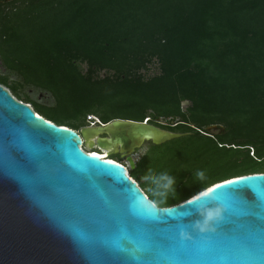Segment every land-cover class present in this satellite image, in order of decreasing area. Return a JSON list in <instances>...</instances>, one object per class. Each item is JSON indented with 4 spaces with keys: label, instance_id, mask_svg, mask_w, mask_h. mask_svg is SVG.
I'll return each mask as SVG.
<instances>
[{
    "label": "trees",
    "instance_id": "trees-1",
    "mask_svg": "<svg viewBox=\"0 0 264 264\" xmlns=\"http://www.w3.org/2000/svg\"><path fill=\"white\" fill-rule=\"evenodd\" d=\"M0 57V84L57 125L78 131L95 115L185 133L148 141L130 172L154 203L145 175L176 177L177 194L158 207L264 173V0H0ZM155 62L160 72L145 78Z\"/></svg>",
    "mask_w": 264,
    "mask_h": 264
},
{
    "label": "snow or ice",
    "instance_id": "snow-or-ice-1",
    "mask_svg": "<svg viewBox=\"0 0 264 264\" xmlns=\"http://www.w3.org/2000/svg\"><path fill=\"white\" fill-rule=\"evenodd\" d=\"M0 118L7 134L4 176L25 187L70 236L86 264H98L109 258L128 264H154L177 252L201 254L233 264H264V178L241 177L227 181L225 185H216L215 189L204 193L203 196L207 197L217 189H226L223 198L218 199L223 211L214 230L199 232L188 230L193 219L186 221L185 217L192 216L157 210L154 206L144 208L140 199L137 200L138 190L133 192L134 185L128 180L127 173L116 174L102 166L122 169L112 160L100 165L86 163L77 171L100 194L103 205L112 208L116 206L114 198H119V203L127 210L126 220L101 223L96 227L61 211L56 206L54 190L44 184L47 175L44 157L50 150L42 140L51 136L53 130L45 127L43 118H31V113L23 110L6 112ZM56 139L63 145L71 143L67 137L57 136ZM91 158L102 159L95 153ZM114 176L119 181L117 187L120 191L112 186ZM200 200L198 196L188 205H199ZM185 232L189 234L185 235Z\"/></svg>",
    "mask_w": 264,
    "mask_h": 264
},
{
    "label": "water",
    "instance_id": "water-1",
    "mask_svg": "<svg viewBox=\"0 0 264 264\" xmlns=\"http://www.w3.org/2000/svg\"><path fill=\"white\" fill-rule=\"evenodd\" d=\"M23 110L31 113V118L42 117L45 127L53 130L51 136L42 140L43 145L50 150L44 157L47 175L44 184L54 190L56 206L69 216L81 218L86 223L99 227L101 223H114L127 219V210L119 203V198H114L116 206L112 208L103 205L102 197L91 188L89 182L77 168L83 164L100 165L103 161L110 160L112 155L121 154L129 162V172L137 166L135 154L148 141L154 144H163L186 135L177 133L149 122H140L129 119H114L103 125L87 126L81 132L66 126H60L37 114L35 110L25 102L16 98L11 91L0 84V117L10 111ZM217 127H209V130ZM67 130V131H64ZM6 130L3 119L0 118V264H86L75 248L70 236L52 220L41 208L36 199L29 194L25 187L18 181L4 176ZM63 136L70 139L68 145L61 144L56 137ZM95 137L100 148L111 149L109 157L101 161L93 160L91 151L86 152L81 146L85 144L84 138ZM86 156L87 158H85ZM118 167L102 165L110 168L116 174L127 173V178L132 182L133 192L138 190L137 200L144 208L155 204L152 202L130 174L127 168L112 160ZM122 163V162H121ZM241 177L264 178V173H255L228 178L218 182L194 197L169 207H158L157 210H170L182 214L185 220L193 219L187 227L192 231V224L197 218L194 215L198 207L213 204L219 206V200L223 198L226 189H217L214 193H208L209 189H215L216 185H225L227 181L238 180ZM113 187H117L119 181L113 177ZM120 187H124L121 185ZM231 187V186H228ZM123 194V193H121ZM142 196L144 199H142ZM201 197L198 204L188 205L196 197ZM98 264H128L123 260L105 259ZM154 264H233L231 261L210 259L201 254L177 252L168 259L159 260Z\"/></svg>",
    "mask_w": 264,
    "mask_h": 264
},
{
    "label": "clouds",
    "instance_id": "clouds-1",
    "mask_svg": "<svg viewBox=\"0 0 264 264\" xmlns=\"http://www.w3.org/2000/svg\"><path fill=\"white\" fill-rule=\"evenodd\" d=\"M194 177L198 181L203 180L204 172L197 171L194 173ZM144 181L150 186L152 196L156 198V203L153 204L155 208L157 204H167L169 198L174 197L177 194L176 177L167 171H162L159 173L149 172L147 175H145ZM222 211L223 209L221 205L214 206L213 204H208L206 206L198 207L194 212V215L197 218L191 225L192 230L199 232L214 230L215 222L220 218ZM188 234L189 233L185 232V235Z\"/></svg>",
    "mask_w": 264,
    "mask_h": 264
},
{
    "label": "rangeland",
    "instance_id": "rangeland-1",
    "mask_svg": "<svg viewBox=\"0 0 264 264\" xmlns=\"http://www.w3.org/2000/svg\"><path fill=\"white\" fill-rule=\"evenodd\" d=\"M81 67H82V69L84 71L87 70V65L85 63L81 64ZM6 72L7 71H6V69H5L4 65H3L2 59L0 57V73L1 74H5ZM159 72H160L159 64L157 62H155V63L149 65V68L147 70L143 71V74H144L145 78H151L154 75L158 74ZM108 74H109V72L102 71V72L99 73V76L100 77H105ZM11 80L12 81H17L15 76H11ZM22 93L27 94L31 98L38 100L41 104H43L45 106L51 107V106L55 105V100H54L53 96L50 93H48V92L36 90V89H33V88H26V89H23ZM45 110L52 112L54 109H47L46 108ZM87 124H89L88 121H87ZM89 126H90V124H89ZM84 127H87V126H84ZM84 127L80 128L78 131L81 132ZM217 130L218 129H213L211 131L212 132H217ZM83 148L85 150H88V151H91V150L92 151H97V152L103 151L100 147L97 146V144L96 145L95 144H91V143H88L86 141H85V144L83 145ZM146 151H147V144H145L142 148L137 150V152L135 154V159L137 160V163L140 160L141 156ZM101 153L105 154L104 152H101ZM251 154H253V153L251 152ZM115 155H117V154H115ZM107 156H109V154ZM121 158H122V162L125 163L127 167H129V162L127 161L126 157L121 155Z\"/></svg>",
    "mask_w": 264,
    "mask_h": 264
},
{
    "label": "bare ground",
    "instance_id": "bare-ground-1",
    "mask_svg": "<svg viewBox=\"0 0 264 264\" xmlns=\"http://www.w3.org/2000/svg\"><path fill=\"white\" fill-rule=\"evenodd\" d=\"M83 141L85 142H88V143H96V140H95V137H93V136H91V137H88V138H84L83 137ZM91 143V144H92ZM96 145V144H95ZM99 147V146H98ZM103 151H101V152H104L105 154H103V153H101V152H97V151H92L91 150V153H96V154H98V155H101V157L102 158H105V157H109V156H107L108 154H109V152L111 151V149H106V148H101ZM109 159V158H108ZM123 163V162H122ZM124 164V166L127 168V172L130 174V170H129V167H127L126 166V164L125 163H123Z\"/></svg>",
    "mask_w": 264,
    "mask_h": 264
},
{
    "label": "built area",
    "instance_id": "built-area-1",
    "mask_svg": "<svg viewBox=\"0 0 264 264\" xmlns=\"http://www.w3.org/2000/svg\"><path fill=\"white\" fill-rule=\"evenodd\" d=\"M27 104V103H26ZM28 105H30L32 108H33V106L31 105V104H28ZM87 121L89 122V124L91 125V126H96V125H103L104 123H102L101 121H100V119L97 117V116H95V115H88V117H87ZM144 122H148V119H146ZM214 127H216V126H214ZM217 129V128H216ZM82 148H83V146H81ZM84 149V148H83ZM85 150V149H84ZM86 152H90V151H88V150H85ZM120 164H122V165H124L123 163H121L120 162ZM134 181H136V180H134ZM138 184V183H137Z\"/></svg>",
    "mask_w": 264,
    "mask_h": 264
}]
</instances>
